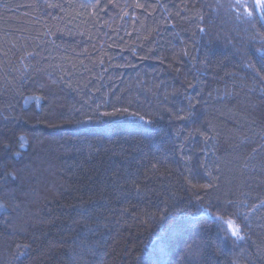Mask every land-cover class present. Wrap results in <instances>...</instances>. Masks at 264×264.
<instances>
[{"label": "trees", "instance_id": "obj_1", "mask_svg": "<svg viewBox=\"0 0 264 264\" xmlns=\"http://www.w3.org/2000/svg\"><path fill=\"white\" fill-rule=\"evenodd\" d=\"M230 5L0 0V264H264V27Z\"/></svg>", "mask_w": 264, "mask_h": 264}, {"label": "rangeland", "instance_id": "obj_2", "mask_svg": "<svg viewBox=\"0 0 264 264\" xmlns=\"http://www.w3.org/2000/svg\"><path fill=\"white\" fill-rule=\"evenodd\" d=\"M229 1H231L230 9L234 12L235 16L239 14L244 17L245 23L242 26L244 30H248L249 28L254 29V20L264 27V0Z\"/></svg>", "mask_w": 264, "mask_h": 264}, {"label": "snow or ice", "instance_id": "obj_3", "mask_svg": "<svg viewBox=\"0 0 264 264\" xmlns=\"http://www.w3.org/2000/svg\"><path fill=\"white\" fill-rule=\"evenodd\" d=\"M126 111V110H125ZM103 115H112V113H104ZM142 119V118H141ZM234 235H236L237 233L234 231L233 232Z\"/></svg>", "mask_w": 264, "mask_h": 264}]
</instances>
